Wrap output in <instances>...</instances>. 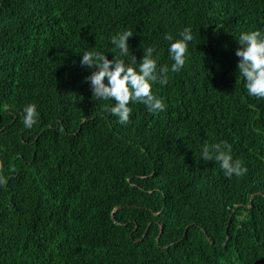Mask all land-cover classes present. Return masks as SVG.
I'll use <instances>...</instances> for the list:
<instances>
[{
    "label": "trees",
    "instance_id": "16d2710c",
    "mask_svg": "<svg viewBox=\"0 0 264 264\" xmlns=\"http://www.w3.org/2000/svg\"><path fill=\"white\" fill-rule=\"evenodd\" d=\"M185 66L153 84L165 109L121 124L92 96L85 51L139 62L184 28ZM264 0H0V264H264V99L237 70ZM37 106L32 128L23 109ZM247 171L226 177L207 144Z\"/></svg>",
    "mask_w": 264,
    "mask_h": 264
},
{
    "label": "clouds",
    "instance_id": "9594fccd",
    "mask_svg": "<svg viewBox=\"0 0 264 264\" xmlns=\"http://www.w3.org/2000/svg\"><path fill=\"white\" fill-rule=\"evenodd\" d=\"M133 32L124 30L111 37V43L118 55L109 59L100 51H85L80 57V64L93 69L85 78L90 85L92 96L101 101H112L105 109L118 118V122L126 124L132 109L129 103H142L152 113L165 109L161 98L153 94V84L161 85L168 81V73L179 72L186 63L188 44L193 40L191 29L186 27L174 39L171 34H165L169 42L168 55L172 63L158 68L157 58L153 56L155 46L145 47L142 56L137 57L130 50L128 39ZM235 50L238 57L237 70L244 79L247 94L250 97L264 99V29L241 32ZM23 125L32 128L37 122L38 111L35 104H28L23 109ZM229 145L215 143L205 144L201 149V157L205 161L215 160L226 177H240L247 171L239 160H234L230 154ZM6 183V178L0 176V186Z\"/></svg>",
    "mask_w": 264,
    "mask_h": 264
}]
</instances>
